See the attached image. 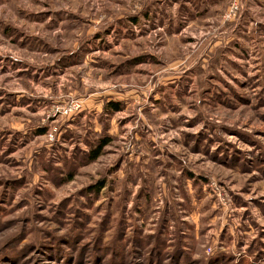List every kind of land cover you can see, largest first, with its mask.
I'll return each instance as SVG.
<instances>
[{
    "label": "rangeland",
    "instance_id": "1",
    "mask_svg": "<svg viewBox=\"0 0 264 264\" xmlns=\"http://www.w3.org/2000/svg\"><path fill=\"white\" fill-rule=\"evenodd\" d=\"M0 264H264V0H0Z\"/></svg>",
    "mask_w": 264,
    "mask_h": 264
},
{
    "label": "trees",
    "instance_id": "2",
    "mask_svg": "<svg viewBox=\"0 0 264 264\" xmlns=\"http://www.w3.org/2000/svg\"><path fill=\"white\" fill-rule=\"evenodd\" d=\"M109 106L111 107L112 110H117L118 109V107L115 104H110ZM105 146H107V142L106 141L103 142L100 147H98L97 149H95L94 151H92V153L89 155L90 160L91 161L97 160L98 157L101 155L102 149Z\"/></svg>",
    "mask_w": 264,
    "mask_h": 264
}]
</instances>
